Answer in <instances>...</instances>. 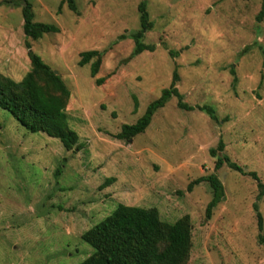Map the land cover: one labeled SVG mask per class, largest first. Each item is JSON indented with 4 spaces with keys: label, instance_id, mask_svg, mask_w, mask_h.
Masks as SVG:
<instances>
[{
    "label": "rangeland",
    "instance_id": "rangeland-1",
    "mask_svg": "<svg viewBox=\"0 0 264 264\" xmlns=\"http://www.w3.org/2000/svg\"><path fill=\"white\" fill-rule=\"evenodd\" d=\"M5 1L0 75L19 82L30 71L27 40L68 88V126L81 147L66 151L0 109V264H80L94 252L82 234L118 205L154 208L170 224L188 216L186 264H264L253 210L256 203L264 238V196L256 201L251 177L226 166L215 171L210 155L222 140L223 154L264 183V17L256 21L262 0H144L153 23L144 43L155 50L132 58L133 41L118 37L139 30L142 0H74L76 13L63 4L60 14L61 0H27L34 22L60 30L38 40L25 38L22 8ZM88 51L102 54L94 78V60L78 65ZM174 70L183 102L211 106L217 121L179 109L173 97L144 133L114 139L169 87ZM213 173L224 199L207 221L210 187L186 188Z\"/></svg>",
    "mask_w": 264,
    "mask_h": 264
},
{
    "label": "trees",
    "instance_id": "trees-1",
    "mask_svg": "<svg viewBox=\"0 0 264 264\" xmlns=\"http://www.w3.org/2000/svg\"><path fill=\"white\" fill-rule=\"evenodd\" d=\"M5 4L22 8V31L26 39L38 40L45 34L60 32L55 25L34 22L32 6L27 0H9ZM63 4L69 11L76 13L74 0H61L57 14L61 13ZM139 14V30L127 35H121L118 40L129 38L133 41L131 58L143 52H154L155 46L144 43L145 34L149 32L153 23L149 20L146 10V1L142 0L137 7ZM264 17V0L256 17L261 22ZM24 46L30 62V71L23 79L15 82L0 75V109L7 111L15 121L29 133H42L57 139L66 151L78 144V135L70 130L65 108L70 92L61 77L47 66L42 59L31 51V44L25 40ZM170 56L176 57L170 52ZM78 62L80 67L90 65V74L94 78L100 68L102 54L98 51L83 52ZM234 72L232 71V74ZM103 78L95 80L96 86H101ZM179 76L174 70L170 85L161 91L160 96L152 101L144 114L132 125H123L120 132L113 137L119 141H131L145 132L155 113L164 108L171 98H176L177 107L186 112L200 111L212 121H217L214 109L211 106H188L183 102L176 84ZM134 109L137 107L136 98L133 99ZM224 143L219 140L216 149L210 150L211 157L215 158L214 170L218 171L226 166L228 169L241 175L249 176L257 182L258 194L256 201L264 196V183H261L256 173L245 172L240 166L232 162L223 154ZM114 179H108L101 187H107ZM201 183H206L212 191V198L205 209V219L209 221L214 209L224 199V188L221 181L213 173L191 181L187 192ZM256 215L258 239L264 247V238L260 235L263 230L262 216L258 205H253ZM81 239L93 249V254L80 264H186L191 247V225L188 216L170 224L161 221L158 211L154 208H140L118 205L115 210L96 226L82 234Z\"/></svg>",
    "mask_w": 264,
    "mask_h": 264
}]
</instances>
